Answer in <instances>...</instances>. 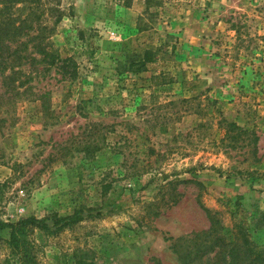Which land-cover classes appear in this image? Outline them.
<instances>
[{
    "label": "rangeland",
    "instance_id": "obj_1",
    "mask_svg": "<svg viewBox=\"0 0 264 264\" xmlns=\"http://www.w3.org/2000/svg\"><path fill=\"white\" fill-rule=\"evenodd\" d=\"M60 2L51 38L76 76L42 69L0 111V217L84 215L35 238L36 264H180L168 237L210 226L198 196L264 250V0ZM222 116L255 154L222 138ZM7 239L0 264H23Z\"/></svg>",
    "mask_w": 264,
    "mask_h": 264
},
{
    "label": "trees",
    "instance_id": "obj_2",
    "mask_svg": "<svg viewBox=\"0 0 264 264\" xmlns=\"http://www.w3.org/2000/svg\"><path fill=\"white\" fill-rule=\"evenodd\" d=\"M118 1L125 6L132 5V0ZM145 1L148 7H158L164 0ZM65 14V7L60 0H0V111L9 113L12 105L9 101L14 102L17 97H21L29 89L33 74L42 69L56 66L63 76H76L78 68L74 57H62L51 38ZM152 59L151 50L146 49L144 58L133 63L139 64L142 69ZM37 98L42 100V107L47 108L49 104L41 98V94ZM6 120L7 116L0 114V129ZM219 123L225 126L222 138L239 139V144L252 145V153L257 152V136L254 133L225 116L219 119ZM84 146L91 148V145ZM97 146L92 149H98ZM150 150L155 151L152 147ZM184 180L191 179L171 178L166 182L173 190L178 181ZM180 195L175 191L168 200L172 204L177 203ZM198 202L206 212L210 226L168 237L180 264H264V250L259 253L254 250L241 223H233L228 232L217 211L205 206L199 196ZM81 211L76 208L65 216L54 214L50 218L32 214L18 221H6L0 217V231L8 230L7 244L14 256L23 264H36L35 238L44 241L45 234H55L78 223L84 218ZM48 219L53 221L49 222ZM34 228L36 237L33 238L30 233Z\"/></svg>",
    "mask_w": 264,
    "mask_h": 264
}]
</instances>
